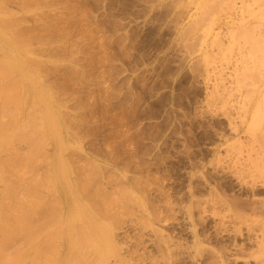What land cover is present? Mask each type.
<instances>
[{"label":"rangeland","instance_id":"rangeland-1","mask_svg":"<svg viewBox=\"0 0 264 264\" xmlns=\"http://www.w3.org/2000/svg\"><path fill=\"white\" fill-rule=\"evenodd\" d=\"M0 1L69 145L59 152L46 133L37 161L14 166L48 172L15 184L23 207L58 220L30 228L40 243L9 221L21 176L0 166V264H264V0ZM209 24L219 44L202 40ZM2 72L0 94L18 75ZM22 85L18 99L33 94ZM1 99L14 124L17 103ZM27 101L26 118L41 111ZM14 142L17 155L31 145Z\"/></svg>","mask_w":264,"mask_h":264},{"label":"bare ground","instance_id":"bare-ground-1","mask_svg":"<svg viewBox=\"0 0 264 264\" xmlns=\"http://www.w3.org/2000/svg\"><path fill=\"white\" fill-rule=\"evenodd\" d=\"M259 2H261L262 0H258ZM24 3H25V1H23ZM4 5H3V2H1L0 1V66H1V68L4 70V72H2V74L3 75H6V74H8V75H12V73H14L15 71H17L16 73L18 74L17 75V77H13V78H15V79H17V81H16V83L17 84H13L12 86H10V87H8L7 89L5 88L2 92H1V94H0V97L2 98L1 100H3V99H7V101L8 100H10V101H12L13 103L14 102H16L17 103V105H18V109H19V111H18V114L16 113L15 115H17L16 116V118L14 119V120H16V122H14V124H12L11 122H6V123H4V122H2V120H1V118L2 117H0V151H5V150H14V149H16L14 146H15V144H13V143H15L14 141H22V142H24V143H26V141L27 142H30V144L31 145H28L27 146V148H25V149H27L26 151L27 152H25V150H23L24 152H20L21 153V155H17V151L16 150H14L15 152H16V155L17 156H15V153H14V156H12V157H10L8 160H6V161H3V160H5V158H3L2 157V155H1V153H0V157L2 158L1 160H0V166L2 167H5V169L7 170V172L8 171H10L9 172V175L12 173V172H17V175H20L21 177H17V179H19V180H15L14 178H13V174H12V176H11V178H13L15 181V183H13V186H12V191H13V195L11 196V199L12 200H14V201H11V202H15V204L13 203V205L12 204H10V205H12L11 206V210L12 211H10L11 213V216H10V218H9V221H10V219L12 218V221L14 220V222H15V220H16V224L14 225V226H18V228L19 229H22V228H20L19 226H21V227H23V228H25L26 226V228L28 229H23V232L25 233H23L22 232V230H20V231H18V229L16 230L17 232H20L21 234H18L19 236H21V238H23V235H26V234H28V233H30L31 231V229L30 228H32V227H35V226H41V225H38V222L39 221H41L39 224H42V225H44V224H46L45 222L46 221H49L50 219H48V218H51L52 216H54V214L53 215H49L50 213H47L46 215H49V217H43V218H45L46 219V221L42 218V219H40V218H38L39 216L38 215H40V213L39 214H37V213H35L34 211H33V209L32 208H26L25 206V208L23 207V205H22V203L20 202V198H23V197H21V194H20V189L17 191V186L15 185V184H17L18 183V186L20 185V182L19 181H23L24 183L25 182H27V177L28 176H31L32 175V173L33 172H31V171H34V170H30V172H28V171H25V172H27V173H25V172H23L24 173V175L23 174H18V173H20L21 172V169L20 170H18V168L17 167H14V166H18L19 164H23V166L25 167L26 165L25 164H27L28 162H31V160H32V162L34 163L35 161H37L36 160V156H35V152L38 150V149H36L37 147L39 148L40 146H44V144H45V142H46V140L49 138V137H51L54 141H55V144H56V147H57V149H58V151L59 152H61V151H63L64 149H66V148H69V147H67V145L68 144H66L65 143V141H64V133H65V125L63 126V125H61V114H59L58 112H56L55 110H54V108H53V104H52V102H53V97L51 96V95H49L48 93H46L45 92V89L47 90V88L46 87H44V85L42 84V82H41V77L39 76V74H38V71L36 70V68H37V66L35 65V62L33 61V60H31V58H29V57H27L26 55L27 54H29V52H31V49H30V46H29V38L27 39V37L26 38H24L26 35H24V34H21L19 31H17V29H16V27H14L13 25H12V21H13V19H12V16H11V14L9 13V12H7V11H5L4 10V7H3ZM28 9H30V8H27V10ZM31 10V9H30ZM29 10V11H30ZM232 11V10H231ZM30 12H33V11H30ZM7 13H9V14H7ZM231 15V14H230ZM233 16H234V14H233ZM238 16V15H237ZM237 16H236V19H237ZM232 17V16H231ZM262 17V16H261ZM229 18V17H228ZM235 18V17H234ZM224 20V19H223ZM231 20H233V19H231ZM233 21H235V20H233ZM210 23H212L211 22V20H210ZM230 23V22H229ZM211 26L212 25H210L209 24V27H206L203 31H202V40H204V43H205V41H207V39H209L212 35H213V31H212V28H211ZM215 26V25H214ZM222 27V26H221ZM237 27H238V25H237ZM240 27V26H239ZM235 29H238V28H236L235 27ZM213 30H215V29H213ZM217 30V29H216ZM220 30V29H219ZM229 31V30H228ZM238 31H240V30H238ZM235 32V31H234ZM216 33L218 34V33H220V32H217L216 31ZM216 34V35H217ZM22 35H24V36H22ZM216 35H213V36H215V38L213 39V42H217V40H218V38L216 37ZM219 35V34H218ZM260 35H262V33L260 34ZM233 37V36H232ZM201 38V37H200ZM199 39V38H198ZM212 39V38H211ZM200 40V39H199ZM201 41V40H200ZM200 41H198V43L200 42ZM197 43V44H198ZM218 43V42H217ZM201 44V43H200ZM219 44V43H218ZM217 44V45H218ZM199 45V44H198ZM204 45V44H203ZM216 45V44H215ZM213 46H214V44H213ZM201 47H203V46H201ZM201 47H199V50H200V48ZM212 47V46H211ZM204 48V47H203ZM258 50H260L261 52H263L264 50L263 49H258ZM201 51V50H200ZM260 51H258L257 53H256V55L259 53V55L260 54H262V53H260ZM204 52H206V51H204ZM207 53H209V52H207ZM205 55V54H204ZM209 55V54H208ZM207 55H205L204 57H206ZM262 56H264V55H262ZM206 58H208V57H206ZM205 58V59H206ZM262 59V58H261ZM229 59H227V62H229L230 60H232V59H230L229 61H228ZM261 61V60H260ZM224 62V61H223ZM259 62V61H258ZM231 63V62H230ZM261 63V62H260ZM29 64H34L33 66H31L30 67V65ZM231 65V64H230ZM203 66H204V63H203ZM226 66V65H225ZM227 66H229V65H227ZM226 66V67H227ZM207 68V67H206ZM233 68V67H232ZM208 69V68H207ZM225 69V68H224ZM220 70H222L223 71V69H220ZM226 70L228 71V69L226 68ZM202 71V70H201ZM210 71V70H209ZM203 72H205V71H203ZM233 72V71H232ZM206 73H208V71L206 72ZM210 73V72H209ZM215 74V73H214ZM213 74V77L214 76H216L217 74H215L214 75ZM230 74V73H229ZM41 75V74H40ZM209 75V74H208ZM235 75H236V73H235ZM220 76L221 75H219V78H220ZM230 76V75H229ZM1 77H2V79L4 80L5 79V77L4 76H2L1 74H0V79H1ZM217 77H218V75H217ZM218 79V78H217ZM214 80H215V78H214ZM1 81V80H0ZM0 83H2V82H0ZM27 85L29 88L27 89V91L28 90H31V91H33V94H31V95H24V97L22 98V99H18L21 95H23L22 94V90H25V86H24V88L21 90L20 88H21V85ZM22 85V86H23ZM24 92V91H23ZM47 92H48V90H47ZM30 93H32V92H30ZM18 97V98H17ZM30 97H32V100H33V102L35 101V98L37 99V97H38V100L39 101H41V102H43V106H42V108L40 109L41 111H39V110H35V108H33V113L34 114H32L31 113V111H30V114H28V117L29 118H26L23 114H22V111H23V109L26 107V105L28 104V101H27V99H29ZM4 101V100H3ZM6 101V100H5ZM4 101V102H5ZM9 102V101H8ZM15 103V104H16ZM26 103V104H25ZM7 104V103H6ZM11 104V103H10ZM36 104V103H35ZM13 105V104H12ZM7 106H9V105H7ZM7 106H6V108H7ZM1 107H3L2 105H1ZM32 107V106H31ZM30 106H29V108H31ZM2 109H4V108H1V110L0 111H2ZM5 110V109H4ZM7 110V109H6ZM8 111H5V112H0V114H2V115H4L5 113H7ZM42 112V113H41ZM36 116V119H37V121L39 120L40 121V124L38 123V125L36 124V121L33 119V117H35ZM13 121V120H12ZM26 129H27V132H26ZM23 130V131H22ZM9 131H10V135L11 136H14V138L13 137H11V139H7L8 138V136H7V132L9 133ZM46 133H47V135L49 136H47L46 135ZM67 133V132H66ZM68 134V133H67ZM39 135H41V138L43 137V139H44V136H45V138L46 139H42V141H41V138L39 139L38 137H39ZM43 135V136H42ZM13 138V139H12ZM52 139H50V140H52ZM44 141V142H43ZM10 142H13V143H11V144H13V146L11 145L10 146ZM41 142H43V143H41ZM17 144V143H16ZM45 146H47V145H45ZM69 146V145H68ZM34 147H36V148H34ZM43 148V147H42ZM3 151V152H4ZM12 151H8L9 153L10 152H12ZM7 152V151H6ZM7 152V153H8ZM6 153V154H7ZM5 154V155H6ZM10 154H12V153H10ZM18 154H19V151H18ZM34 155V156H33ZM8 157H9V155H7ZM33 156V157H32ZM34 159V160H33ZM45 162V161H44ZM44 162H43V164H44ZM61 162V158L59 157V155L56 157V159H55V163H60ZM12 164V165H11ZM17 164V165H16ZM32 164V163H31ZM42 164V165H43ZM33 165V164H32ZM20 166V165H19ZM18 166V167H19ZM22 166V165H21ZM22 166V167H23ZM28 166H29V163H28ZM43 166H45V165H43ZM12 168V169H11ZM19 168H21V167H19ZM26 168H27V166H26ZM25 168V169H26ZM22 169H24V168H22ZM38 170H37V172H36V169H35V173H34V175H32V177L33 176H35V174H36V176H37V178L38 179H40L39 181H40V183H38L39 181H37L38 179L37 178H35V177H33L34 178V180H36V182L38 183V185L37 186H40V184L42 185V183L43 182H45V181H43L44 179V175L46 176L45 178V180H47V178H48V172L46 173H43V172H40V170H39V168H37ZM29 170V169H28ZM12 171V172H11ZM38 171H39V173H40V175H41V173H43L41 176H43L42 178H41V176L40 175H38L39 173H38ZM41 171H44V170H41ZM50 171V170H49ZM2 172V175L4 174V172H5V175H6V171L4 170V168L2 169V171H0V173ZM29 173V174H28ZM50 173V172H49ZM25 174H26V176H25ZM8 175V174H7ZM4 176V175H3ZM23 176V177H22ZM24 176H25V178H26V180H25V178H24ZM7 177V176H6ZM40 177V178H39ZM49 177H50V175H49ZM31 178V177H30ZM29 178V179H30ZM32 178V179H33ZM28 179V180H29ZM41 179H43L42 181H41ZM51 181V180H50ZM31 181H29V183H30ZM42 182V183H41ZM51 182H53V180L51 181ZM50 182V184H52ZM56 182V181H55ZM28 183V185H27V191H28V193H29V195L30 194H32V191H33V188L31 187L32 186V183H30L29 184ZM57 183V182H56ZM44 184V183H43ZM47 186V185H46ZM53 187V186H52ZM53 188H55V187H53ZM52 188V189H53ZM57 189H58V187H57ZM53 190H55V189H53ZM59 190V189H58ZM61 198V197H60ZM61 203H63V202H61ZM64 205V204H63ZM60 206H62L61 204H60ZM63 208V207H62ZM0 209H1V207H0ZM52 214V213H51ZM64 214V213H63ZM35 216H37V217H35ZM40 217H42L41 215H40ZM78 217L79 218H81L80 217V215H78ZM53 218V220H51L52 222H47V224L49 223V226H53V225H55L56 223H57V219L54 221V217H52ZM51 218V219H52ZM70 218V217H69ZM83 218L85 219V220H88V218H87V216L85 215V214H83ZM48 219V220H47ZM43 220L45 221V222H43ZM77 221V225H75V226H77L76 228L78 229L79 227H81L80 225H79V227H78V224H80L79 223V221H78V219H76ZM11 221V222H12ZM36 221H38L37 222V224H35V222ZM43 222V223H42ZM54 222H56L55 224H54ZM1 223H3L5 226L6 225H8L10 222H8V223H4L3 221L1 222ZM12 224H14V223H12ZM11 224V225H12ZM2 225V224H1ZM4 225H2V226H4ZM63 225L64 226H67L68 228H69V226L71 225V223L67 220V221H64V223H63ZM9 226H10V224H9ZM13 226V225H12ZM31 226V227H30ZM48 226V225H47ZM17 228V227H16ZM33 229L34 228H32V231H33ZM24 230H26V231H24ZM77 231H80L79 229L77 230ZM58 232V231H57ZM32 233V235H35L33 232H31ZM31 233L29 234V236L27 235V240L31 243V241H30V238H32L31 240H33L34 238H33V236L31 235ZM23 234V235H22ZM56 234V233H55ZM54 234V235H55ZM58 235L60 234L61 235V232L60 233H57ZM76 234V233H75ZM78 234H79V232H78ZM32 237H31V236ZM53 235V237H57L58 235H56V236H54ZM60 235L58 236V237H60ZM36 236V235H35ZM40 236V235H39ZM49 236V235H48ZM48 236H45L44 235V237L46 238V237H48ZM76 236H77V244H76V246L78 245V239H79V236L76 234ZM43 237V241H41L42 243L44 242V238ZM58 237L57 238H55V239H58ZM18 238H20V237H18ZM24 238H25V236H24ZM24 238L22 239V241L24 240ZM91 237H89L88 238V240L90 239ZM6 239V240H5ZM12 239H15L14 238V236L13 237H11V238H4L3 240H4V242H8V243H10V244H13V245H15V242L17 243L18 241H16V239H15V241L13 242V240ZM26 239V238H25ZM39 239H41V238H39ZM53 239V238H52ZM11 240V241H10ZM38 239H37V236H36V240L34 239V241L33 242H36ZM60 240V239H59ZM59 240H56V241H59ZM63 240H65V243L67 244V245H65L64 247H65V249H66V251L67 250H70L71 249V242H70V240H72V238L70 237V235L68 234V233H66V235H65V237L63 238ZM26 241V240H25ZM25 241H23V243L25 242ZM28 241L26 242V243H28ZM39 242L38 243H40V240H38ZM46 241V240H45ZM13 242V243H12ZM21 242V241H20ZM90 243L92 242V240H90L89 241ZM22 243V242H21ZM60 243V242H59ZM73 243V242H72ZM70 244V245H69ZM93 244H94V242H93ZM38 245H40V244H38ZM74 245V244H73ZM4 246H7V243H5V245ZM17 246V245H16ZM35 246H36V243H35ZM69 246V247H68ZM18 247V249L20 250V247H19V245L17 246ZM93 248H95V247H93ZM1 249V248H0ZM17 249V250H18ZM19 250H18V252H19ZM23 249H21L20 250V252L22 251ZM76 251H77V249H76ZM3 252L6 254L7 253V249H3ZM93 252L94 253H96L94 250H93ZM54 253V252H53ZM57 255V254H56ZM56 255H54V256H56ZM82 256H84V255H82ZM95 256H96V254H95ZM97 257V256H96ZM107 257V256H106ZM44 258V257H43ZM56 258V257H55ZM83 258H85V257H83ZM82 258V259H83ZM41 259V258H40ZM45 259V258H44ZM97 259V258H96ZM111 259V258H110ZM110 259H107V260H110ZM85 260H86V258H85ZM98 260V259H97ZM116 261V260H115ZM119 261V260H118ZM117 261V262H118ZM98 262V261H97ZM104 262V261H103ZM108 264H109V262H108Z\"/></svg>","mask_w":264,"mask_h":264}]
</instances>
